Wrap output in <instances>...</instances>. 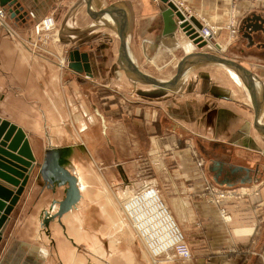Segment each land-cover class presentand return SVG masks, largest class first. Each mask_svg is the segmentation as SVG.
<instances>
[{
  "label": "crops",
  "instance_id": "obj_1",
  "mask_svg": "<svg viewBox=\"0 0 264 264\" xmlns=\"http://www.w3.org/2000/svg\"><path fill=\"white\" fill-rule=\"evenodd\" d=\"M179 1L189 13L209 24L225 26L235 15L228 1ZM18 2L23 10L13 18L6 7L9 17L0 25V117L26 133V152L38 165L48 148L63 150L64 165L71 172L73 166L79 170L80 177L76 175L83 204L78 214L75 207L46 227L45 212L58 209L67 185L50 186L37 170L1 228L0 264H55V259L70 264L77 255L70 251L66 232L74 229V220L78 231L80 226L87 231L89 221L96 222L92 223L93 230H100L97 220L107 221L108 216L112 220L123 218L127 227L129 218L121 209L120 193H111L113 198L107 196L106 205L102 201L108 191L105 181H124L126 176L121 174L131 178L135 162H129L139 144L148 140L151 119L177 137L195 138L209 177L217 178L226 188L233 187L228 192L230 198L223 200L221 209L230 219L224 221L220 206L196 195L203 181L197 166L190 162L188 149L174 153L179 166L191 167L189 175L184 173L186 176L173 177L166 183L169 192L177 194L170 199L192 238L195 257L191 264H264V33H253L252 44L241 31L231 41L223 30L218 40L228 48L220 52L211 43V36L207 37L210 45L201 49L180 28L170 31L172 27H166L163 15L167 5L162 0ZM237 8L239 27L253 13L264 16V6L249 0L239 1ZM103 10L108 11L103 14ZM48 14L56 20L52 35L55 42L36 51V46L26 40H32L29 32L33 24ZM125 34L122 56L121 37ZM68 49L90 53L89 77L61 68L63 52ZM122 57L174 89L147 96L145 92L152 91L153 84L121 61ZM217 57L231 63H218ZM106 85L117 95H132L137 104L121 119L103 108L97 91ZM260 103L259 122L255 124ZM147 150L150 154L151 149ZM100 163L117 168L97 177L95 167ZM85 166L91 171L85 173ZM130 195L131 205L127 195L125 210L131 215L128 208L134 207V194ZM166 221V228L173 231L171 239L181 238L173 222ZM95 239L99 245L100 238ZM126 240L127 245L132 244L126 252L117 254L127 264H134L138 255L134 243ZM53 250L57 258H53ZM143 257L147 260L146 255Z\"/></svg>",
  "mask_w": 264,
  "mask_h": 264
},
{
  "label": "rangeland",
  "instance_id": "obj_2",
  "mask_svg": "<svg viewBox=\"0 0 264 264\" xmlns=\"http://www.w3.org/2000/svg\"><path fill=\"white\" fill-rule=\"evenodd\" d=\"M171 1H173L175 3V5L178 8V11H181L187 19H190L191 16H194L193 14L189 13L184 8L185 7L184 4L181 3L179 0H171ZM221 1H228V2L232 3V10H235V15L231 18V20L228 22L227 25L220 26V25H215V24L210 23V25L216 26L219 29L217 32V35L214 37L212 36L210 38L211 43L215 44V48L218 51L223 52V51L227 50L228 45L223 44V43H219L218 37H220L221 32L223 30H226V32L230 35V40L232 41L238 37L239 32L241 31V27H239V18L236 15V13L239 12V10H238L239 8H237V3L241 0H221ZM249 1L256 3V4L258 3L261 6H264V2H261L258 0H249ZM6 7H8V6L0 5V9L1 10L3 9L4 12L6 13V15L4 16V20H3V22H0V25L2 23H5L6 19L9 17V13L6 10ZM256 14H258V13H256ZM50 15H52V14H48L46 16H50ZM46 16H44V18ZM194 17H196V16H194ZM197 19L201 22L202 27L200 29L195 27L196 31L194 33H197L196 38H201V41H207L208 44L201 48V49H204V48H207V46H209L210 43L208 40H204L200 36L199 33L202 31L204 24L208 23V22L202 18L201 19L197 18ZM39 21H37L35 24H33L32 29L29 32L30 33L29 36L32 37V40H29V39L26 40L29 44H31V45L33 44V46H36V51L42 50L40 46H46V45L48 46L52 42H55V40L52 37L55 30L52 31L51 33L47 34V35L43 34L40 36H36L35 29H36V26L39 23ZM242 21H241V24H242ZM55 26H56V20H55ZM237 29H238V32H234V30L237 31ZM58 33H59V31H58ZM187 37L191 42H193L197 46V48H199L198 44H196L189 36H187ZM71 51L68 49V50H66V52H63L65 55V58L61 62H60V58L59 59L57 58V56H58L57 53L54 56L55 60L58 61V63L60 62L59 65L64 70L67 67L70 68L69 64H70V53H71ZM81 53H83V52H81ZM84 53L88 54V58L90 61V53L88 51H86ZM49 55H52V54L50 53ZM71 70H72V73H76V74L80 73V72H76L73 69H71ZM82 73L83 74L85 73L87 75L90 72H82ZM87 77H89V76L87 75ZM171 86H173V85H171ZM155 87H157V86L154 84L151 85V88H152L151 90L152 91H153V89L155 90L156 89ZM161 89H164L165 91L171 90V89H167V88L165 89L163 87H161ZM97 93L100 97V101L103 105V108L109 114L111 112L118 114V117L120 119H121V117L122 118L124 117L123 115H126L129 113V110L132 109L133 105H137V104L133 103L132 95H127V94L126 95H120V94L117 95V93L113 92L112 87L109 85H108V87L106 85V86H103L102 88H99ZM151 102L153 103V101H151ZM110 107L112 108V110ZM114 108H117V110H113ZM153 111L154 110L152 109V112ZM127 117L128 116H126V118ZM136 118H139V117H136ZM254 121H255L254 122L255 124H257L259 122V121H256L255 118H254ZM145 122L146 121H144V123ZM150 125H151L152 129L149 132V137L147 138L148 140H145L144 143L141 142L139 144L140 147L137 150L136 156H134L130 160L131 162H129V163H132V161H133V163L135 162V165L133 167L134 173L132 175H130L131 178H128L127 174H124V175L121 174V176H126L124 181H121L119 183H117V182L113 183L111 181L109 183V182L105 181L107 183V186H108V187H106V190H108V191L106 194L104 193V195H106V196L102 200L105 202L104 205H106L107 204V202H106L107 196H110V194L113 192H114V194H117V195L120 193V200H121L120 206H121V209L123 211V214L127 215L128 218L130 217L131 219H132V217H134L135 222L133 223V221L130 220V218H129V222H130V223L128 222L129 226L127 225V227H125L122 232L117 233L116 231H113L109 227L110 225L108 226V221H104L102 219L97 220V222H98L97 224L100 227V230H93L92 223L95 224L96 222L93 221L90 223V221H89V222H87V226H88L87 231L85 229H81L80 227H79V231H78V228H77L78 226L75 227V225H77V221L74 220L73 221L74 223H72V228L74 227V229L70 230V232H68V230H67V232H66V236H70V240H69L71 242V245L69 246L70 251L74 252L77 255L75 258H74V256L72 257L75 260H72L70 262V264H127V262L125 260H123V258L120 255L117 254V253L126 252V248L128 247V245L132 244V243H129L127 245L126 239H130L129 242L132 241L134 243V249H135L136 254L138 255V260H136L134 264H191L193 262L194 257H195V253L192 249V247H193L192 242H191L192 238H191V235L184 228L182 221L179 219V216H178L176 210L174 209V204L170 199V198H172L173 194L174 195H177V194L176 193H170L168 186H166V183H169V181L173 177L178 178L179 176H186V174L184 175V173H187V175H189L188 172L190 171L189 169L191 167L189 165L188 166L187 165L179 166L178 162L175 160V158H173L174 153H177L179 151H183L185 149H188L189 154H190V156H189L190 162L192 164H195V166H197V168L199 169L200 179L203 181L200 188L196 192V195L199 198L206 200L209 204L220 206L221 218L224 221L226 220L221 208H222L223 200L226 198H230V195L228 194V192L230 190H232L233 187L231 189L226 188L224 185H220L218 183L217 178L213 179V178L209 177V174H208L209 170L207 171L205 168L206 159L201 154V152L199 151L200 149L198 150L195 138L193 139V138H191V136H186L183 138L179 137V136L177 137L174 132H170L168 130L164 131L163 127H157L155 121L152 119H151ZM158 126H160L159 123H158ZM147 149H151L150 154L148 153L149 150H147ZM179 154H181V152ZM220 155H221V153H220ZM40 164L39 165L37 164V166L34 168L30 177L36 176L37 170L40 171V169H39ZM142 167H144V169H142ZM70 168L72 169V165H70ZM115 168H117V167H115L114 165L100 163V164H97V166L95 167V174L97 177H102V175L105 173L114 172ZM120 168L121 167L119 166V169ZM143 170H144V172H143ZM178 170H181L182 172H180ZM90 171L91 170L88 168V166H85V173L90 172ZM72 172L74 173V175L77 174L80 177L79 170H77L76 167L73 166ZM102 172H103V174H102ZM77 175H76V177H77ZM105 176H106V174H105ZM142 176H145L146 177L145 179H147L148 181L144 182V179H142L143 178ZM86 177H87V174H86ZM158 177L160 179H158ZM161 180H162V182H161ZM145 183L148 185H145ZM128 184H132V185H128ZM55 185H58V184H55ZM126 185H128V186H126ZM149 185H151V186H149ZM58 186H60V185H58ZM133 186L135 187L134 192H132ZM67 187H68V183H67ZM123 187H125L124 192H122ZM127 187H129V190L127 189ZM148 189H153V190L150 191ZM126 190H128V192ZM158 190H160V192ZM143 193H144V195H142ZM130 194H134L133 199H132V200H134V202H133L134 214L142 215L143 214L142 212H144L145 214H149L150 209H153V211L158 214L157 216L160 219L162 218L161 221L164 222V225H162L164 228H166V225H165V224H167L166 220H169V221H171V223L173 222L172 223L173 226L176 225L178 227V229H180V233H182L181 235H183V237H184V239L188 245V249H190L192 252V254H191L192 256L190 258L192 260L188 261L189 258L187 259L186 257H183V255H181V254L178 255L179 254L177 251L178 249H174L171 251V254H169V255H171L170 256L171 258H169V259H167L169 255H167L164 251H161L159 254H156V252L158 250V246L160 245L158 234L156 232H154L153 236H154V239L156 240V242L152 243L151 245L153 247H151V245H149L146 237L142 234L144 232V230H146L148 228H145L142 225H140L138 227V223L136 221V217L134 216V214H131V215H130V213L127 214L128 212H127V210H125L126 205L128 206V204L126 203V201L128 200L127 195H129V203H130V199H131ZM236 194L234 193L233 195L237 196ZM22 195H23V193H22ZM134 196H137V197H134ZM162 196L164 197V199L166 200L167 203L165 202V200L163 199ZM110 197H112V196H110ZM80 201H81V199H80ZM80 201H78V203H76L70 209V210H72L76 207L75 208L76 214L79 213V211H80L79 207L83 204V203H81V205H80ZM59 202L60 201H58V209L54 213H50V211H48V210L45 212L44 220H46L47 215L50 216L49 219L47 220V222H43L46 227H48L50 225V223L54 220H58V221L61 220L63 215L65 213H67L68 211H70V210H68V211L64 212L62 215H59ZM56 204H57V202H56ZM167 204L169 205L171 210L169 209ZM180 204H181V202H180ZM130 205H131V203H130ZM175 206H176V204H175ZM13 207H14V205L12 207H10V205H9L7 208L8 209L7 220H8L10 212L13 210ZM182 209L183 208H181V212L184 211V209L183 210ZM124 210H125V212H124ZM223 210H224V212H226L225 209H223ZM226 214L228 215V212H226ZM86 215L90 216V214H86ZM143 216H144V214H143ZM118 218H119V220L123 219L121 217H118ZM144 218L146 220L150 219V215H146L144 217L141 216L140 220L142 221V220H144ZM126 223H127V221H126ZM173 229L175 230V227H173ZM0 232H1V230H0ZM138 232L140 235H142L145 242L147 240L146 243L140 237ZM1 237H2V233L0 234V241H1ZM84 237H86L87 241L85 240ZM95 238H97V239L100 238V240L97 241V243H99V248L102 250L101 253L96 252V250H94V248L92 247V243L96 240ZM79 240H80V242H78ZM116 240H118V243H117L118 245L112 243V241H116ZM178 240L179 239L173 238L172 241L171 240L169 241L172 243H169V242L168 243L173 245ZM72 245L73 246L75 245V246L73 247ZM150 247H151V251H150ZM230 252L233 253L234 251L233 252L230 251ZM52 253H54L52 255L53 258H57L56 251L53 250ZM143 254L146 255L147 260L144 259ZM154 255H164V256H162L160 259H155L153 257ZM79 257L81 258V261H79ZM54 263L55 264H62V262L59 261L58 259L57 260L55 259Z\"/></svg>",
  "mask_w": 264,
  "mask_h": 264
},
{
  "label": "water",
  "instance_id": "obj_3",
  "mask_svg": "<svg viewBox=\"0 0 264 264\" xmlns=\"http://www.w3.org/2000/svg\"><path fill=\"white\" fill-rule=\"evenodd\" d=\"M162 1L167 4V9L164 11L163 15L166 27H172L170 31L181 28L186 35L191 37V39L199 45V48L208 44L207 41H201V38H196L197 33H194L196 28L200 29L202 27L201 22L196 17L191 16L190 19H187L181 11H178L173 1ZM0 5L8 6L13 18L23 10L18 0H0ZM89 5L90 2H88V7ZM106 11L108 10H103V14H105ZM258 31L264 33V16L261 14L253 13L242 21L241 32L252 44L254 43L253 33ZM125 38L126 34L122 35L120 51V55L122 56L126 48ZM216 59L231 63V61L226 58L217 57ZM121 61H125L133 71H136L142 78L148 80L149 83L157 85L158 87L164 86L172 88L170 84L162 83L142 73L132 62L125 58L122 57ZM88 62L89 58L87 53H81L79 50L71 51L69 64L71 69L81 73L90 72ZM245 71L250 74V71ZM252 76H254V74H252ZM160 92L162 94L166 93L164 89L157 88L153 91L145 92V94L152 97ZM261 103L256 110V121H258L261 112ZM26 145L27 137L22 128L0 117V230L7 220L8 206L10 205V207H12L16 204L28 183L30 175L37 166L34 157L26 152ZM62 152L63 150L60 148H48L44 160L39 166V172L48 185L54 186L58 184L61 186L68 183L66 197L59 202V215L70 210L80 199L77 177L64 165L65 159L62 156ZM49 217L50 216L47 215L44 222H47Z\"/></svg>",
  "mask_w": 264,
  "mask_h": 264
},
{
  "label": "bare ground",
  "instance_id": "obj_4",
  "mask_svg": "<svg viewBox=\"0 0 264 264\" xmlns=\"http://www.w3.org/2000/svg\"><path fill=\"white\" fill-rule=\"evenodd\" d=\"M42 27V28H41ZM46 27H48V29L49 30H47L46 29ZM55 28H56V26H55V21L53 22V24L52 23H43V24H40V26H38V28H36L35 29V34H36V36H40V35H47V34H49V33H51L52 31H54L55 30ZM185 33V32H184ZM186 34V33H185ZM188 36V35H187ZM215 36H216V34H215ZM212 37V36H211ZM191 38V37H190ZM193 40V39H192ZM196 55V54H195ZM216 62H218V63H222V64H224V63H228V62H222L221 60H216ZM226 65V64H225ZM77 72V71H76ZM81 73V72H80ZM157 86V85H156ZM164 87V86H163ZM172 88H173V86H171ZM165 89L167 88V89H172V88H169V87H164ZM251 89V88H250ZM259 119V118H258ZM65 185H67V184H65ZM82 187H84V185L82 184ZM148 190H153V189H148ZM80 191V190H79ZM141 195V194H140ZM142 195H144V193L142 194ZM230 195V194H229ZM134 197H137V196H134ZM80 199H81V194H80ZM80 199H79V201H80ZM137 199V198H136ZM78 203V202H77ZM103 208V207H102ZM127 208V207H126ZM101 209V208H100ZM104 209V208H103ZM128 210L129 211H131L133 214H134V207L133 208H128ZM100 213H102V211L100 212ZM114 213V212H113ZM143 214H144V216H146V215H150V219H145L144 218V220H140V217L142 216V217H144L143 216V214L142 215H140V214H138V215H136V214H134V216L136 217V221H137V223H138V227L140 226V225H142L143 227H145V228H148V229H146V230H144V232L142 233L145 237H146V239L148 240V243H149V245H151L152 243H154V242H156V240L154 239V236H153V234H154V232H156L157 234H158V238H159V241H160V245L158 246V250H157V252H156V254H159L161 251H164L167 255H169V254H171V251L172 250H174L175 249V246L176 245H180V243L182 244V243H184L185 242V239H184V237H182V233H180V229H178V227L175 225L174 227L176 228V233L177 234H179V236L181 235V238L179 237V240L177 241V242H175L173 245H171V244H169V243H172V242H169L170 240L172 241V233H173V231H170L168 228H164L162 225H164V222H162L161 220H162V218L160 219L157 215V213L156 212H154L153 211V209H150V211H149V214H145L144 212H142ZM106 214V213H105ZM110 215V214H109ZM101 218V217H100ZM108 218H109V216H108ZM107 218V221L109 220V222H108V224L110 225V223H111V229L113 230V231H116V232H120L121 230H123L124 228H125V220L124 219H120L119 220V218L115 221V220H112V218L111 219H108ZM130 218V217H129ZM228 220H230L229 219V217L227 216L226 217ZM159 219V220H158ZM119 220V221H118ZM130 220H132L131 218H130ZM133 221V220H132ZM78 223V222H77ZM133 223H134V221H133ZM135 227V226H134ZM80 228L81 229H84V226H80ZM137 230V229H136ZM138 234H139V232H138ZM140 235V234H139ZM140 237L143 239V237H142V235H140ZM143 241H144V239H143ZM145 242V241H144ZM169 242V243H168ZM112 243L113 244H117L118 243V240H116V241H112ZM146 243V242H145ZM117 246V245H116ZM151 247H153L152 245H151ZM151 247H150V251H151ZM93 248H94V250H96V252H98V253H100L102 250L99 248V245L98 244H95V242H94V244H93ZM178 254V253H177ZM178 255H180V254H178ZM182 255V254H181ZM162 256H164V255H154L153 257L155 258V259H160ZM171 255H169L168 256V258L167 259H169V258H171L170 257ZM191 258V257H190ZM188 259V261H190V260H192V259Z\"/></svg>",
  "mask_w": 264,
  "mask_h": 264
},
{
  "label": "built area",
  "instance_id": "obj_5",
  "mask_svg": "<svg viewBox=\"0 0 264 264\" xmlns=\"http://www.w3.org/2000/svg\"><path fill=\"white\" fill-rule=\"evenodd\" d=\"M258 1L264 2V0H258ZM0 11H1L0 12V22H3L4 16L6 15V13L4 12L3 9L2 10L0 9ZM54 21H55V17L53 15L46 16L43 20H41L37 24L36 28H38V26H40V24H43V23L45 24L46 22L53 24ZM46 29L49 30L48 27H46ZM218 30L219 29L216 26L210 25L209 23H205L202 31L199 34L204 40H208L207 37H210V36L214 37L215 34L217 35ZM234 32H238V29H237V31L234 30ZM222 212H223L224 216L227 215L226 212H224V210H222ZM175 249H178L177 250L178 253L182 254L183 257L190 258L192 256L191 255L192 252L190 249H188V245H187L186 241L182 244L180 243V245H176Z\"/></svg>",
  "mask_w": 264,
  "mask_h": 264
}]
</instances>
